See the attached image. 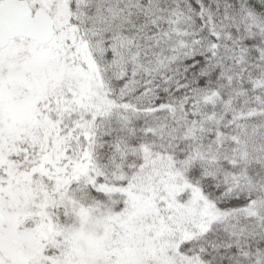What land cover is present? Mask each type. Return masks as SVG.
Segmentation results:
<instances>
[{
    "label": "snow or ice",
    "instance_id": "obj_1",
    "mask_svg": "<svg viewBox=\"0 0 264 264\" xmlns=\"http://www.w3.org/2000/svg\"><path fill=\"white\" fill-rule=\"evenodd\" d=\"M0 264H264V0H0Z\"/></svg>",
    "mask_w": 264,
    "mask_h": 264
}]
</instances>
